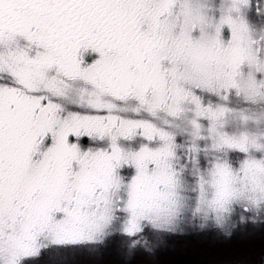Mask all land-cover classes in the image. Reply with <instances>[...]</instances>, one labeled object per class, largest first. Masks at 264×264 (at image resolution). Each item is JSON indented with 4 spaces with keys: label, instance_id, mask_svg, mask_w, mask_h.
Masks as SVG:
<instances>
[{
    "label": "snow or ice",
    "instance_id": "obj_1",
    "mask_svg": "<svg viewBox=\"0 0 264 264\" xmlns=\"http://www.w3.org/2000/svg\"><path fill=\"white\" fill-rule=\"evenodd\" d=\"M256 236L264 0H0V264H264Z\"/></svg>",
    "mask_w": 264,
    "mask_h": 264
},
{
    "label": "trees",
    "instance_id": "obj_2",
    "mask_svg": "<svg viewBox=\"0 0 264 264\" xmlns=\"http://www.w3.org/2000/svg\"><path fill=\"white\" fill-rule=\"evenodd\" d=\"M262 243H264V240H262L261 237L258 238V236H256L255 238H253L252 240L249 241L247 247L250 250L258 251ZM202 246L207 249L210 247V242L204 241V242H202ZM176 258L177 257L170 255V256H166L164 259H165V261H167V260H172V259H176ZM189 258L199 259L200 257L190 254Z\"/></svg>",
    "mask_w": 264,
    "mask_h": 264
},
{
    "label": "rangeland",
    "instance_id": "obj_3",
    "mask_svg": "<svg viewBox=\"0 0 264 264\" xmlns=\"http://www.w3.org/2000/svg\"><path fill=\"white\" fill-rule=\"evenodd\" d=\"M258 238H259V236H258Z\"/></svg>",
    "mask_w": 264,
    "mask_h": 264
}]
</instances>
